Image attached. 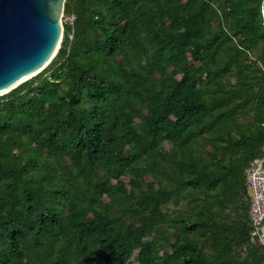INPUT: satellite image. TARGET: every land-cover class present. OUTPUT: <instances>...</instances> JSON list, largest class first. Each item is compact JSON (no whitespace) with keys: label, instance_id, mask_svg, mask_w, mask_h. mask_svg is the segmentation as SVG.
Returning a JSON list of instances; mask_svg holds the SVG:
<instances>
[{"label":"trees","instance_id":"16d2710c","mask_svg":"<svg viewBox=\"0 0 264 264\" xmlns=\"http://www.w3.org/2000/svg\"><path fill=\"white\" fill-rule=\"evenodd\" d=\"M0 96V264H264L262 0H66ZM71 36V38H70Z\"/></svg>","mask_w":264,"mask_h":264},{"label":"water","instance_id":"95a60500","mask_svg":"<svg viewBox=\"0 0 264 264\" xmlns=\"http://www.w3.org/2000/svg\"><path fill=\"white\" fill-rule=\"evenodd\" d=\"M66 0H0V96L41 73L60 49ZM264 23V0H262Z\"/></svg>","mask_w":264,"mask_h":264},{"label":"built area","instance_id":"2783aa9c","mask_svg":"<svg viewBox=\"0 0 264 264\" xmlns=\"http://www.w3.org/2000/svg\"><path fill=\"white\" fill-rule=\"evenodd\" d=\"M74 21V15H64L63 13L61 18L63 29L64 26L71 27ZM245 175L251 195L249 242L252 245H258L262 249L264 257V156L254 159Z\"/></svg>","mask_w":264,"mask_h":264}]
</instances>
